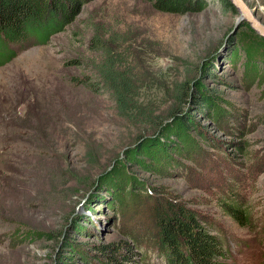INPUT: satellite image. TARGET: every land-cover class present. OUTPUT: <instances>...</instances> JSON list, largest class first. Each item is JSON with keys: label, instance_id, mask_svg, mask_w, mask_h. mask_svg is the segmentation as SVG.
<instances>
[{"label": "rangeland", "instance_id": "1", "mask_svg": "<svg viewBox=\"0 0 264 264\" xmlns=\"http://www.w3.org/2000/svg\"><path fill=\"white\" fill-rule=\"evenodd\" d=\"M154 1L84 0L41 41L4 42L0 264H103L102 245L168 264L136 241L167 199L218 239L214 264H264V36L232 29L238 11L220 0L181 13ZM245 2L264 24V0ZM101 47L150 101L142 117L116 110ZM237 183L244 225L215 204Z\"/></svg>", "mask_w": 264, "mask_h": 264}, {"label": "trees", "instance_id": "2", "mask_svg": "<svg viewBox=\"0 0 264 264\" xmlns=\"http://www.w3.org/2000/svg\"><path fill=\"white\" fill-rule=\"evenodd\" d=\"M83 1L0 0V41L2 39L3 43L21 44L33 35L35 41L39 42L46 28H54L56 26L54 22L59 25L68 21ZM220 1L228 9H234L229 0ZM154 3L162 11L177 13L202 7V3H198L197 0H155ZM5 43L3 54L0 55V63L13 55V50ZM102 49L104 58L99 64L101 69L96 72L112 92L116 110L123 116L142 117V109L145 105L141 102L150 101L141 99L139 92L130 84V78L134 79L130 70H118L117 66H112L109 59L111 55L107 48ZM206 103L211 104L202 102V105ZM183 123L186 125L187 120L184 119ZM237 185L239 184L218 191L215 204L220 206L222 213L233 222L244 225L248 222V208L243 196L236 190ZM200 220L193 209L167 199L152 206L150 221L141 232L146 231L144 233L148 237L141 236L136 238V241H143L140 245L144 248L152 246L151 241L155 240L153 248L158 252H164L168 264H214L213 258L222 251L220 242ZM145 237L151 240L144 239ZM106 247L107 245L101 246L106 254L103 264H129L128 257L121 256L117 248L106 249Z\"/></svg>", "mask_w": 264, "mask_h": 264}, {"label": "water", "instance_id": "3", "mask_svg": "<svg viewBox=\"0 0 264 264\" xmlns=\"http://www.w3.org/2000/svg\"><path fill=\"white\" fill-rule=\"evenodd\" d=\"M230 3L237 9L238 16L236 17L232 29L236 28L240 21L246 20L252 28L260 35L264 36V24L261 23L254 15V11L249 8L245 0H229Z\"/></svg>", "mask_w": 264, "mask_h": 264}]
</instances>
